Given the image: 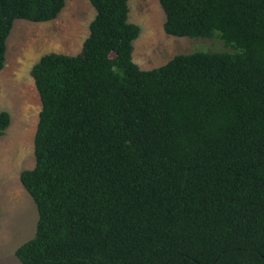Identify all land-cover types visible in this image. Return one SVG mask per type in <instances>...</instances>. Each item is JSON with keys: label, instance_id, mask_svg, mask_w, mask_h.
<instances>
[{"label": "trees", "instance_id": "16d2710c", "mask_svg": "<svg viewBox=\"0 0 264 264\" xmlns=\"http://www.w3.org/2000/svg\"><path fill=\"white\" fill-rule=\"evenodd\" d=\"M78 55L31 75L42 110L20 181L38 222L22 264H264V0H159L167 35L230 51L142 70L130 0H89ZM66 0H0V72L17 20ZM11 115L0 111V136Z\"/></svg>", "mask_w": 264, "mask_h": 264}, {"label": "rangeland", "instance_id": "374dc122", "mask_svg": "<svg viewBox=\"0 0 264 264\" xmlns=\"http://www.w3.org/2000/svg\"><path fill=\"white\" fill-rule=\"evenodd\" d=\"M129 6V21L141 27L133 61L142 70L163 66L179 54L230 51L216 38L167 35L159 0H130ZM95 15L89 0H66L55 20H17L8 37L6 62L0 72V111L11 115L9 128L0 136V264H22L16 250L34 237L38 222L37 207L20 181L21 172L36 164L34 138L42 110L32 68L49 53L80 54Z\"/></svg>", "mask_w": 264, "mask_h": 264}]
</instances>
